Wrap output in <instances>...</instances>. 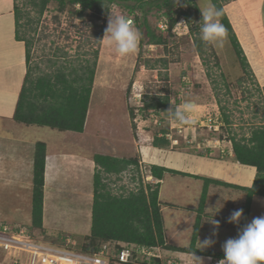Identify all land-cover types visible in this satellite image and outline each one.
Here are the masks:
<instances>
[{
  "label": "rangeland",
  "instance_id": "obj_1",
  "mask_svg": "<svg viewBox=\"0 0 264 264\" xmlns=\"http://www.w3.org/2000/svg\"><path fill=\"white\" fill-rule=\"evenodd\" d=\"M246 1L228 0L224 3V9L232 16L236 28H239L242 21L235 19L237 12L245 20L247 16H252L253 8ZM180 2L181 0L179 2L176 0L177 4ZM192 2L200 8L199 15L201 16V10L213 5L211 0H192ZM15 3L23 9V12H28L26 17L21 19V23L25 24L21 27V32L32 41L29 64L33 69L32 78L43 72L53 70L55 67L51 66L53 60L57 61V65L77 64L82 59L92 61L94 52H98L90 110L87 117V122L90 120L93 124L89 126L87 135L83 138L78 137L77 145H81L80 150L90 152L92 148L90 150L88 148L91 147L92 143L96 145V149H99L101 146H108V143L111 142L121 145L120 141H122V145H125L127 150L126 154L131 155L132 147H134L132 144L138 138L139 127L146 130H152L154 127L155 134L161 128L172 125L174 126L172 129L173 137L178 138L176 145L178 147L183 144L184 140L196 137V135L198 139L205 138L208 140L207 143L201 139L200 141H203V144L200 142L201 148H196V151L203 153L206 148L220 143L218 141L214 143L215 139L222 141L221 146H224L222 148H226L229 143V136L233 133L241 136L243 133H248L255 125L264 124V81L262 76L256 74L249 61L257 44L252 37L248 36L245 39V44L242 43L249 64L247 70L240 64L228 34L223 46L212 45L220 66H216V60L210 51L205 54V59L208 60L207 65H205L193 42V37L200 34L199 23H202V18L198 14L191 16L190 22L181 18L171 34H167L166 30L161 27L164 20L163 14L153 7L147 12L146 18L156 33H162L167 37V45L145 44L140 46L142 39L147 40L145 28L140 27L143 16L140 10L131 13L125 6L112 4L109 6L108 14L103 10V6L101 11L94 14L87 11L84 17H78L71 12L70 5L61 10L56 2H50L42 16L38 18L36 8L32 6L31 0H15ZM251 4L258 7L261 5V0H251ZM184 6L187 8L188 4ZM109 14L123 15L132 19L134 15L140 16L139 23H136L135 20L132 21L141 35L135 53L121 57L116 52L115 45L108 43L105 29L108 26ZM181 22L188 24L185 25ZM191 26H193L194 31H192ZM237 32L244 35L238 29ZM262 66L264 64L260 65V70H262ZM208 70L211 72L213 81L207 76ZM165 95L170 97L169 108L174 106L182 108L185 103L193 104L197 109L196 123L184 125L173 120L169 108L162 109V113L160 110L154 112V117L151 116L150 111L143 108L146 101H150L156 96ZM219 99L222 105L226 107L232 124H224L221 118L220 104H218ZM131 109H134V118L130 114ZM149 118L154 119V122ZM209 118L214 120L215 124H221L219 129L216 130L215 126L209 127L211 123ZM37 128L39 141L50 143V147L63 148L71 145L70 142L66 141V132L62 133L51 127ZM190 131H193V135ZM86 142L89 143V146H86ZM142 153L147 157L152 155L151 151L145 148H142ZM145 161L149 166L154 165L148 160ZM139 166L141 167H130L120 176L114 174L104 177L108 189L114 194H124L131 190L134 182L138 180H144L146 184H154L152 179L147 177L148 174L151 175L150 167L146 168L140 163ZM177 183L184 187V181ZM173 185L172 182L165 184L161 193L162 200L179 204V194L181 193H177L175 196L172 190L173 187L178 188L179 185ZM195 186L193 184L192 189ZM190 195L191 198L188 201L200 202L199 198L198 200L195 199L196 194L194 192H191ZM240 197V191L236 189L218 185L210 186L208 207L204 220L205 228L209 233L204 237V240L213 236L215 243L210 246L211 249H217L215 248L216 244L223 245L227 239L235 238L240 231L244 220L246 202L245 200L240 205L238 203ZM183 198L185 200L184 205L188 206L186 203L188 201L185 197ZM7 205H9L7 200L0 201V210L5 211ZM215 206L222 207L213 216V211L209 207L214 208ZM254 208L251 214L252 219L264 216V197L258 196L256 198ZM176 209L169 205L162 207L167 227L177 216ZM236 209H243L239 225L228 222V217ZM177 212H182L180 215H185L186 210H178ZM249 213L250 209L248 215ZM211 219L219 221L218 229L210 222ZM30 229L35 232L34 238L36 237L45 243H64L65 236H59L61 233L44 236L45 233L39 229H33V227ZM214 231H216L215 235H213ZM186 239L181 240L180 243L188 245L189 241ZM2 254L3 250L0 249V261Z\"/></svg>",
  "mask_w": 264,
  "mask_h": 264
},
{
  "label": "crops",
  "instance_id": "obj_2",
  "mask_svg": "<svg viewBox=\"0 0 264 264\" xmlns=\"http://www.w3.org/2000/svg\"><path fill=\"white\" fill-rule=\"evenodd\" d=\"M246 3L253 8L252 16H247L248 20L241 18L238 12H233L237 15L235 19L242 20L239 28H236L233 24L230 13H226L242 47V43L245 44V39L248 36L254 39L255 44L257 43L256 50L252 53L254 57L249 58V61L256 74L262 76L264 81V66H262V70L259 69L261 68L260 65L264 64V9H262L264 0H261V5L258 7H254L251 0H247ZM15 21V0H0V201L7 200L9 202L5 211L0 210V223L8 222L11 225L32 227L34 154L36 143L40 140L37 127L48 126L25 124L14 119L17 101L27 72L26 45L24 41L16 39ZM237 29L244 35H240ZM85 124L83 132L61 131L67 133L66 141L71 144L68 147L52 148L50 143L44 141L46 143V165L43 223L42 227L33 228L44 232V236L61 233L63 235L60 234L59 236L74 240L73 238L82 239L90 235L97 166L94 160L95 154L118 158L137 157L142 166L146 168L150 167L145 161L148 160L151 164L154 163L183 172L167 171L162 179L147 175L154 183H160L161 211L163 206L168 205L177 208V216L168 227L163 217L166 244L175 248L188 247L191 242L196 216L199 212V201L194 203L192 200H188L191 198V192L196 194V200L200 199L204 184V180L197 178L196 175L236 185L237 187H229L210 183L208 191L211 185L236 189L240 191L241 197L238 201L240 205L247 198V192L244 188L251 187L256 178V167L237 161L230 141L226 148H222L224 147L221 146L222 141L215 139L214 143L215 141L220 143L206 148L203 153L196 151V148L200 149L203 141L208 143V140L205 138L198 139L197 135L184 140L179 147L168 136H163L170 143L155 146L154 127L152 130L139 127L137 131L138 138L132 144L134 147H132L131 155L126 154L127 150L125 145H122V141H120L121 145L111 142L108 143V146L104 145L99 149H96V145L92 143L91 147L88 148L89 150L92 148V150L88 152L80 150L81 145H77L79 138H83L88 134L89 124L87 119ZM190 132L193 135V131ZM171 134H173V131ZM201 139H203L202 142ZM86 146H89L88 142H86ZM142 148L150 150L152 155L147 157L142 153ZM181 181H184V187L177 183ZM171 182L174 184L173 186L179 185L178 188L173 187L174 189H172L175 196H177V193H181L179 194V204L162 200L161 193L165 184ZM191 184L196 186L192 189ZM258 196L264 197L261 195L253 196L246 224L252 221L251 214L255 209L254 203ZM183 197L188 201L186 202L188 206L184 205L185 200ZM207 207L208 193L201 214L197 248L199 247V240L203 242L204 237L209 233L204 224ZM183 209L186 210L185 215H180L182 212L178 213L177 211ZM32 234L34 235L35 232L33 231ZM185 238L189 241L188 245L180 243ZM211 239H214L213 236ZM215 248L217 249H211L209 246L199 250H211L224 254L222 245L216 244ZM173 254L183 259L182 264H193L195 261L193 258L194 253L173 249ZM195 255L201 258V255Z\"/></svg>",
  "mask_w": 264,
  "mask_h": 264
},
{
  "label": "trees",
  "instance_id": "obj_3",
  "mask_svg": "<svg viewBox=\"0 0 264 264\" xmlns=\"http://www.w3.org/2000/svg\"><path fill=\"white\" fill-rule=\"evenodd\" d=\"M211 1L217 9H222V16L218 19L227 30L240 64L247 70L249 68L248 60L224 9V3L228 0ZM50 2H56L61 10L70 5L71 12L78 17H84L87 11H91L93 14L101 11L103 6V10L108 14L109 6L112 4L125 6L131 13L140 10L143 14L140 27L143 26L145 28V36L147 37V40L144 41L142 39L140 41V46L145 44L167 45V37L162 33H156L146 18L147 12L153 7L161 12L166 19L167 28L165 30L167 34H171L181 18L190 22L191 16L200 14V8L192 0H181L180 4H177L176 0H31L32 6L36 8L38 18L42 16ZM185 4H188L187 8H185ZM27 14L28 12H23V9L15 3L16 39L25 42L27 72L17 101L14 119L25 124L48 126L60 131L83 132L93 90L98 52H94V59L92 61L82 59L77 64L66 63L67 65H57V61L53 60L51 63V66H55L53 70L43 72L32 78L33 69L29 66L32 41L21 32V27L25 25L21 23V19L26 17ZM140 19V16L137 15L133 17V21L135 20L136 23H139ZM191 28L194 31L193 26ZM193 42L197 53L202 57L205 65L208 62L205 59V54L210 51L216 60V66H220L219 59L213 51L212 45L203 42L200 39V34L193 37ZM207 76L213 81L209 70L207 71ZM218 104H220L221 118L224 124H232L230 115L226 107L222 105L220 99L218 100ZM169 107L170 97L168 95L156 96L152 100L146 101L143 105L145 110L154 109L156 112L160 110L161 113ZM133 110L131 109L130 114L134 118ZM169 131L170 126L168 125L166 128H161L159 132L155 133L154 145H168L170 141L164 137ZM229 141L232 144L235 159L242 164L255 166L257 169L253 185L244 188L247 192V198L244 208V220L241 224L242 229L248 218L252 197L254 195L264 196V124L255 125L248 133H243L241 136L233 133L229 136ZM94 160L97 166L91 233L82 239L73 238L76 250L89 254L95 253L99 250L103 241L115 240L143 245L161 244L172 250L224 257L225 254L221 252L199 250L196 247V243L209 184L215 183L229 187H237L236 185L196 175L197 178L204 180V184L191 242L188 247L175 248L166 244L164 238L163 215L159 200V182L147 184L146 187L141 183L137 191L130 190L126 194L112 193L108 189L106 182H104V177L113 174L119 176L133 166L139 168L138 158H118L110 155L95 154ZM45 165L46 143L38 141L35 146L33 171V228H40L43 223ZM167 171L183 173L156 164L150 166V174L158 179H162L164 173ZM111 264L121 263L112 261Z\"/></svg>",
  "mask_w": 264,
  "mask_h": 264
},
{
  "label": "built area",
  "instance_id": "obj_4",
  "mask_svg": "<svg viewBox=\"0 0 264 264\" xmlns=\"http://www.w3.org/2000/svg\"><path fill=\"white\" fill-rule=\"evenodd\" d=\"M129 19L133 21L132 18ZM161 27L164 30L167 28L165 18ZM148 111L154 117L156 111L154 109ZM149 119L154 122V119ZM209 122H211L209 127L215 126L216 130L221 125L220 123L215 124L216 122L211 118ZM173 127L170 126L171 131L165 136L177 144L178 140L174 139L171 134ZM134 183L131 188L134 191L138 190L141 183L145 187L147 185L144 180ZM0 249L3 250L1 264H111L112 261L121 264H182L183 261L165 245H143L115 240L104 241L95 253H84L75 249V241L71 238H65L64 243H45L34 238L30 227L8 223H0ZM200 257L203 264H219V261L224 258L212 255H201ZM193 264H198V262L194 261Z\"/></svg>",
  "mask_w": 264,
  "mask_h": 264
},
{
  "label": "clouds",
  "instance_id": "obj_5",
  "mask_svg": "<svg viewBox=\"0 0 264 264\" xmlns=\"http://www.w3.org/2000/svg\"><path fill=\"white\" fill-rule=\"evenodd\" d=\"M201 12L200 39L213 46H223L227 37V30L218 19L222 16V9H217L212 5L205 10H201ZM181 23L188 24L186 22ZM105 33L108 36V43L115 45L116 52L121 57L137 51L141 35L128 17L109 14ZM169 110L171 118L181 124L194 125L196 123L195 114L197 109L193 104L185 103L182 108L174 106ZM221 207L209 208L212 209L214 216ZM242 214L243 209L234 210L228 217V222L238 224ZM210 222L216 229L219 228V221L211 219ZM215 234L216 231L213 232V235ZM214 243L215 241L211 238H207L203 242L199 240L197 249L209 247ZM222 248L225 255L219 261V264H264V216L253 218L238 232L235 238L227 239ZM193 258L198 264H203L201 258L197 257L195 253Z\"/></svg>",
  "mask_w": 264,
  "mask_h": 264
},
{
  "label": "bare ground",
  "instance_id": "obj_6",
  "mask_svg": "<svg viewBox=\"0 0 264 264\" xmlns=\"http://www.w3.org/2000/svg\"><path fill=\"white\" fill-rule=\"evenodd\" d=\"M113 50V49H112ZM109 94V93H108ZM88 124H89V126L90 125H92L93 123H92V121H90V120H88ZM95 124H96V122H95ZM93 128V127H92Z\"/></svg>",
  "mask_w": 264,
  "mask_h": 264
}]
</instances>
